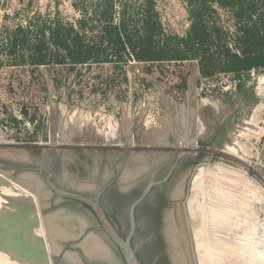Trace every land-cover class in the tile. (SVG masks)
Wrapping results in <instances>:
<instances>
[{"label": "rangeland", "instance_id": "rangeland-1", "mask_svg": "<svg viewBox=\"0 0 264 264\" xmlns=\"http://www.w3.org/2000/svg\"><path fill=\"white\" fill-rule=\"evenodd\" d=\"M202 4L210 38L205 47L199 48L198 54L207 49L217 57L221 48L238 54L243 29L264 20V0H17L15 3L0 0V151H24L28 157L26 162L48 167L46 153L50 150L69 151L86 145L108 147L131 135L145 144L162 143L171 133L179 140L195 139L200 143L196 144L194 152L203 151L206 158L214 154L221 157L210 170L221 166L226 176L234 175L232 180H238L239 176V181L231 183L235 194L239 193L235 196L230 189L227 197L231 198L228 197V203L224 202L227 209H237L240 228L235 231H239V235L234 229H228L225 235L216 236L222 245L211 236V246L219 244L215 247L220 246V250L222 247L219 253L241 259L239 264L242 261L243 264H264V70L232 74L220 72L218 66L201 71L200 59L192 57L184 62L150 65L151 72H147L145 65L133 58L130 43L125 38L120 50L108 45L103 37L105 27L110 31L115 26L134 34V38L144 36V21L150 13L160 28V37L185 39L191 28L192 13ZM57 24L65 28L71 25L85 42L97 47V51L103 53L99 61L78 65L73 70L58 62L31 66L28 57L38 41L45 42L48 53L56 51L49 34ZM17 28H21L23 34L17 33ZM18 37L19 41L23 38L24 41H18L14 47L13 41ZM62 58L65 55H60ZM111 135L112 143H103L101 137ZM208 142L223 143V150L208 147ZM188 147L187 143L179 148L187 150ZM3 154L0 152V162ZM20 182L33 186L24 188L32 197L28 205L30 201L36 204L37 198L40 205V198L47 196L40 182L32 177L22 178ZM2 188L5 185H1ZM190 188L189 181L185 206L187 234L194 259L197 264H203L194 250L193 231L188 223ZM34 191H41L42 197L36 196ZM5 202L11 204L10 200ZM24 210L18 209L17 213ZM33 213L36 211L30 213L24 223L9 228L19 231L20 227L37 223L26 237L47 255L50 244L44 245L45 238L38 228L41 223L37 222L40 218H33ZM76 216L79 215L73 217ZM81 216L93 222L90 215ZM213 223L214 220L210 223L212 228ZM201 229L198 230L201 232ZM142 238L140 235L137 242ZM230 239L234 243H229ZM0 243L7 245L1 233ZM25 259H30V264H50L48 259H38L35 263L31 256ZM4 260L0 257V264H8Z\"/></svg>", "mask_w": 264, "mask_h": 264}, {"label": "flooded vegetation", "instance_id": "flooded-vegetation-1", "mask_svg": "<svg viewBox=\"0 0 264 264\" xmlns=\"http://www.w3.org/2000/svg\"><path fill=\"white\" fill-rule=\"evenodd\" d=\"M176 140V134L171 133L162 143L145 144L138 137L134 141L131 135L121 138V143H113L108 147L86 145L69 151L50 150L46 153L48 167L34 161L2 160L0 163L13 170L15 176L25 170L37 174L41 189L47 194L40 198L42 215L63 213L79 215L80 219V214L92 217V223L84 217L81 219L85 223L81 231L83 234L80 233L74 241H59L63 249L60 252V248L59 255L53 257L54 264H70L65 260L66 251L77 253L78 264L125 262L120 249L102 228L94 209L82 200L56 195L46 184L47 181L60 192L96 202L111 228L123 240L131 229V207L137 203L133 210L135 227L130 246L140 264H175L167 235L169 226L181 228L184 232L185 247L188 248L185 253L186 264H193L188 251L185 206L192 170L206 155L203 151H193L191 154L188 150L178 149ZM181 211L183 213L180 214ZM87 235L102 242L111 253L112 262L88 258L80 246ZM140 235L143 238L137 242ZM74 244L76 246L72 247Z\"/></svg>", "mask_w": 264, "mask_h": 264}, {"label": "bare ground", "instance_id": "bare-ground-1", "mask_svg": "<svg viewBox=\"0 0 264 264\" xmlns=\"http://www.w3.org/2000/svg\"><path fill=\"white\" fill-rule=\"evenodd\" d=\"M96 137L98 138V136H96ZM113 138H114L113 135H111L110 137H108V136L101 137L103 143L112 142L111 140ZM208 138L209 137H207V139ZM224 141H226V140L223 139V143H224ZM199 143L200 142L198 141L196 144L199 145ZM222 144L220 145L219 143L213 144L212 142L211 143L208 142L206 145L208 147L211 146V147L221 148L224 145V144L223 145ZM218 145H220V146H218ZM231 147L232 146H229L230 149L233 148V147L232 148ZM211 167L212 166L207 164V165H204V166L197 168V170L193 173V177H192V181H191V188H190L191 191L189 192L190 198L188 200V205H187V214L189 217L188 223H190V229L193 231L192 232L193 233V238H192L193 239V247H194L195 252H197L199 254V256L201 257L203 264H239V262H240L239 260H241V259H239V260L235 259V258L232 259V257L229 256V254L224 255L223 253H219V251H222V247H221V250H220V246H219V248L217 247V249H218L217 250L215 248L217 243H215V246H213V245L211 246L210 241H209L210 237L213 236V238H216L217 242H219L220 240L217 237H221L222 234L225 235L224 231H226L228 229L229 230L234 229V233L236 232L239 235V231H235V230L240 228L239 227V215L236 213L237 209L235 211L234 210L232 211V210L227 209V207L225 205V203H228V201H229L228 197L230 196V195H228V197H227V194H229L231 191L235 194V191H233V189L231 187V185H232L231 183H234V181L237 179L232 180V179H234V177H233L234 175L233 176L231 175L230 177H229V175L226 176L227 174L224 173L225 170L223 172L224 168L221 166H217L219 168V169L217 168L218 170H216V168H215V170H210ZM214 167L211 169H214ZM0 178H7L8 179L7 173L0 171ZM230 179L232 182L229 181ZM237 181H239V176H238ZM238 184H239V182H238ZM20 185H22L23 187ZM36 186L39 187L38 184ZM252 186H253V184H252ZM32 187H33L32 184L29 182H13V181L9 180L7 185H5V188L0 189V218L4 217V215H6V214H15L18 212V209L23 210V209H26V206L28 207V206L32 205L34 208V211H36V213L32 214V217L33 218L37 217V219L40 218V221L39 220L38 221L36 220V221L41 223V227H38V228H40L39 234H41V236L43 235L45 238V244L44 245H46V247H47L48 242L50 244V246L48 245L49 249L47 248V252H46V253H48L46 255V257H47L46 260H47L48 256L50 255V251H51V254L52 253L57 254V252L61 248L59 241H66V240L74 239L77 236H79V234L82 233L81 231H82L83 227L85 226V223L83 220H81L82 218L80 219L78 217H73L72 215H67V214L63 215V213L62 214L57 213V214L49 215V216L42 218L40 213H39V209H40L39 198H37L35 200L36 197L35 198L33 197V199L35 200L34 202L36 204H34L33 202L30 201V204L28 205V200H31L32 197L29 195V193H27L25 191L26 189H24V188H32ZM233 188H234V186H233ZM39 189H40V187H39ZM87 189H90V188H87ZM230 189H231V191H230ZM35 191H34V193H35ZM40 192L41 191H39V193ZM227 192H229V193H227ZM36 193H35L36 196L37 195L39 196V195H41L42 192L40 194L38 192H36ZM237 193H239V192L237 191ZM236 194H235V196H236ZM41 197H42V195H41ZM229 198H231V197H229ZM6 200H10L11 204L10 205L7 204V202H5ZM237 206H239L238 202H237ZM37 212H38V214H37ZM181 213H183V211H181L180 214ZM181 216L182 215H180V217ZM169 217H171V216H169ZM251 217H253V216H251ZM213 220H214L213 224L215 225L214 228H212L213 225H212V227L210 225V223ZM180 221L182 223V220H180ZM35 224H37V223H35ZM184 224H185V222L182 225H184ZM240 224H242V222ZM39 226H40V224H39ZM200 227L203 228V229H201V232L198 230ZM194 229H196V233H195ZM13 230L17 231L15 228H13ZM36 232H38V231H36ZM255 234H252V235L254 236ZM167 235L170 239V244H171L172 253H173V261L175 262V264H186L185 253H187L188 248L185 247L186 246V238L184 237L183 231L181 230V228L179 229L175 226H169L167 229ZM230 236H231V233H230ZM238 238H239V236H238ZM31 239H33V238H31ZM256 239H257V237H256ZM227 240H229V239H227ZM230 240H231V242H229V243H231V244L234 243V242H232V239H230ZM259 240H256V241L259 242ZM27 241L29 242V240H27ZM221 241L223 242L224 240L221 239ZM213 242H216V241H212V243ZM219 244H220V242H219ZM219 244H217V246ZM220 245H222V244H220ZM8 246L9 245H6V244L4 245V244L0 243V257L4 258L5 259L4 261L6 263H8V264H27V263L30 264L32 262L30 259L26 260L25 255L23 256V255L17 254V253L12 254ZM80 246L82 247L85 254L88 256V258L90 257V258H93L96 260L99 259V260H107V261L111 260V262H112L111 253L102 244V242L98 238L91 236V235L88 237V235H87V238L83 240V242L80 244ZM46 247H45V250H46ZM250 248L251 247H249V249ZM254 248H256V246ZM257 248H258V246H257ZM251 249H253V248H251ZM248 253H246L247 256H250ZM261 253L262 252H260V254ZM252 255L253 254H251V257L253 259L254 256H252ZM255 255H258V254L256 253ZM223 256H225V258H223ZM77 258H76V255H74V254H67L65 260H67L70 264H78ZM240 258H242V257H240ZM259 258H260V256H259ZM249 259H251V258H249ZM237 261H238V263H237ZM249 261H251V260H249ZM49 263L51 264L50 260H49ZM195 264H197L196 259H195ZM242 264H243V261H242ZM254 264H256V263L254 262Z\"/></svg>", "mask_w": 264, "mask_h": 264}, {"label": "trees", "instance_id": "trees-1", "mask_svg": "<svg viewBox=\"0 0 264 264\" xmlns=\"http://www.w3.org/2000/svg\"><path fill=\"white\" fill-rule=\"evenodd\" d=\"M204 10L205 6L202 4L201 8L192 13L193 23L185 39L160 37V28L150 13L147 14L144 21V36L137 35L134 38V34H127L124 29H120V26H115L110 31L108 27H105L103 37L108 41V45H113L120 50L124 47L122 40L125 38V41L130 43L133 58L145 65L147 72H151L150 67L153 65L171 61H189L192 57L200 59L201 71L204 68H217L218 66L220 72L232 74H240L253 69L264 70V20L259 24L255 23L250 28L243 29L242 38L239 40L238 54L231 52L228 48H221L216 57L215 54L208 53L207 49L198 54L199 48L205 47L210 38L203 20ZM242 11L244 10L242 9ZM17 33L23 34V30L17 28ZM49 35L52 45L57 48L56 51L53 54L48 53L45 42L38 41L31 47L28 57V63L31 66L58 62L71 66L69 70H73L78 65L90 61L97 62L99 55H103L102 52L97 51V47L92 46L90 42H85L84 37L71 25L65 28L57 24L50 29ZM18 41L19 37L14 39V47ZM20 41H24V38ZM60 55H65V58L60 59ZM53 56L54 58H52Z\"/></svg>", "mask_w": 264, "mask_h": 264}, {"label": "water", "instance_id": "water-1", "mask_svg": "<svg viewBox=\"0 0 264 264\" xmlns=\"http://www.w3.org/2000/svg\"><path fill=\"white\" fill-rule=\"evenodd\" d=\"M12 2L15 3V2H17V0H12ZM133 140L137 141V137L133 136ZM187 143L189 145L187 150L192 154L194 147L196 146V143H197V140H195V139H192L189 141H187V140H185V141L184 140H179V141L176 140L175 146L178 149H180L179 147H182ZM0 152L2 154L5 153L1 157L2 160H5V161H10V162H16V160L28 161L27 154L24 151H20V150H4L3 151V150H1ZM14 153H15L14 156L16 158H13ZM16 154H18V155H16ZM9 156H11V157H9ZM17 156H21V157H17ZM219 156H220L219 154H214V155L209 156L208 158H205V159L199 161L197 163V165L192 170L190 182L192 181L193 173L197 170V168L204 166V165H207V164H209L210 166L215 165L216 162H218L221 159V157H219ZM224 162L227 163L226 161H224ZM0 171L7 173L8 179L10 181H13V182H20V181H22V178L25 179V178H29V177H32V178H35L36 180H39L37 174L30 172V170L29 171L25 170L22 172V175L15 176L13 174V170L7 169L6 165L3 163H0ZM8 179L7 178H0V186L1 185H7V183L9 182ZM46 184L48 185V187L52 188L55 191V194L58 196L82 200V201L86 202L87 204H89L94 209L96 216H97L100 224L102 225V228L104 229L105 233L110 237V239L120 249L125 264H140V262L138 261V259L135 256L134 251L131 249V246H130V239L134 233V227H135L134 218H133V210H134V207L137 203L133 204V206L131 207V211H130L131 229H130V232H129L128 236L126 237V239L123 240L111 228V226L109 225V223L105 219L103 213L101 212V210H100V208L96 202H92L88 199H85V198L77 196V195L60 192V191L56 190L49 181H47ZM32 212H34L33 206H28L23 212L16 213V214L4 215V217L0 218V233H1V236L5 238V243H7V245H9L8 247H9L12 254L17 253V254H21V255H25V256H31L33 258L34 262H38V259L40 261H46L47 257L45 255V253L39 252L40 250L37 249L36 244H30L27 241L26 233L30 231V229L34 226V223L28 224L27 226L22 227V228L20 227L19 231H15L12 228H9L11 226L24 223L26 221V219L28 218L29 214ZM39 213L41 216L46 217V215H42L40 209H39ZM50 215H52V214H50ZM188 239H189V235H188ZM72 240L74 241L75 239H72ZM75 246H76L75 244L72 245V247H75ZM62 249H63V247L61 244L60 252L62 251ZM60 252H58L57 254H50L48 256V260H50L51 264H54L53 257L55 255H59ZM67 254L77 255L76 252L66 251L64 253V256H66ZM189 254H190L192 263L195 264V259H194L193 251L191 248L190 239H189Z\"/></svg>", "mask_w": 264, "mask_h": 264}, {"label": "crops", "instance_id": "crops-1", "mask_svg": "<svg viewBox=\"0 0 264 264\" xmlns=\"http://www.w3.org/2000/svg\"><path fill=\"white\" fill-rule=\"evenodd\" d=\"M191 18V17H190ZM192 23H193V20H191V25H192ZM191 27V26H190ZM190 31V30H189ZM189 31H188V33H189ZM188 33H187V35H188ZM193 69H194V66H193ZM177 140H179V138L177 139ZM112 143V142H111Z\"/></svg>", "mask_w": 264, "mask_h": 264}]
</instances>
